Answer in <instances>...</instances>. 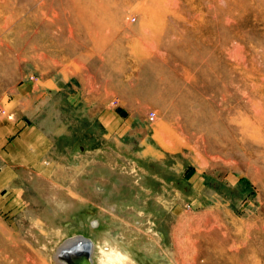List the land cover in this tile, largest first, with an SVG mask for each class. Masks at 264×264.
<instances>
[{
  "label": "rangeland",
  "instance_id": "rangeland-1",
  "mask_svg": "<svg viewBox=\"0 0 264 264\" xmlns=\"http://www.w3.org/2000/svg\"><path fill=\"white\" fill-rule=\"evenodd\" d=\"M26 77L60 87L34 118L79 153L21 183L0 264L76 234L94 264L105 240L123 264H264V0H0V94ZM107 110L128 127L101 147Z\"/></svg>",
  "mask_w": 264,
  "mask_h": 264
},
{
  "label": "crops",
  "instance_id": "crops-1",
  "mask_svg": "<svg viewBox=\"0 0 264 264\" xmlns=\"http://www.w3.org/2000/svg\"><path fill=\"white\" fill-rule=\"evenodd\" d=\"M62 80L68 82V79ZM52 87L56 90L60 88L51 78L39 81L38 78L26 77L9 92L0 94V213L10 218L16 209L24 206L21 191L24 180L52 181L60 186L66 176V169L71 173L75 167L73 161L78 160L77 148L74 151L72 145L57 147L53 136L42 129L34 118L37 110L43 109V101ZM75 98L73 93L67 100L72 104ZM125 117L119 111L107 110L101 113V147L111 146V139L115 140V136L126 133L128 124ZM146 150L152 152L148 147ZM92 161L93 164L101 163L94 158ZM24 191L27 189L24 188ZM0 224L3 225L1 217Z\"/></svg>",
  "mask_w": 264,
  "mask_h": 264
},
{
  "label": "water",
  "instance_id": "water-1",
  "mask_svg": "<svg viewBox=\"0 0 264 264\" xmlns=\"http://www.w3.org/2000/svg\"><path fill=\"white\" fill-rule=\"evenodd\" d=\"M91 254L92 246L89 239L72 237L64 240L57 248L55 259L60 264H71V259L77 261L79 257L82 259V264H93Z\"/></svg>",
  "mask_w": 264,
  "mask_h": 264
},
{
  "label": "clouds",
  "instance_id": "clouds-1",
  "mask_svg": "<svg viewBox=\"0 0 264 264\" xmlns=\"http://www.w3.org/2000/svg\"><path fill=\"white\" fill-rule=\"evenodd\" d=\"M123 254L105 240L103 247L99 249L97 264H123ZM126 258V256L124 257Z\"/></svg>",
  "mask_w": 264,
  "mask_h": 264
},
{
  "label": "bare ground",
  "instance_id": "bare-ground-1",
  "mask_svg": "<svg viewBox=\"0 0 264 264\" xmlns=\"http://www.w3.org/2000/svg\"><path fill=\"white\" fill-rule=\"evenodd\" d=\"M59 203V202H58ZM68 205V204H67ZM66 205V206H67ZM63 206V205H62ZM69 206V205H68ZM63 207H65V206H63ZM72 237H76V238H85V239H87V237H85L84 235H82V234H76V235H73V236H71V237H67V239L68 238H72ZM66 240V239H65ZM89 241L91 242V246H92V254H91V257H92V262H93V264H94V253H95V250H96V245H95V243L92 241V240H90L89 239ZM64 242V240L60 243V244H58V247L62 244ZM57 247V248H58ZM57 248H56V250H57ZM53 249V248H52ZM56 250H55V252L53 253V262H54V264H60L59 262H57V260L55 259V253H56ZM56 260V261H55ZM57 262V263H56ZM82 264V259H79V257H78V260L76 261L74 258L73 259H71V264ZM63 264H67V263H63Z\"/></svg>",
  "mask_w": 264,
  "mask_h": 264
},
{
  "label": "built area",
  "instance_id": "built-area-1",
  "mask_svg": "<svg viewBox=\"0 0 264 264\" xmlns=\"http://www.w3.org/2000/svg\"><path fill=\"white\" fill-rule=\"evenodd\" d=\"M154 117H155V111H153V110H149L148 111V113H147V118H148V120H153L154 119Z\"/></svg>",
  "mask_w": 264,
  "mask_h": 264
}]
</instances>
